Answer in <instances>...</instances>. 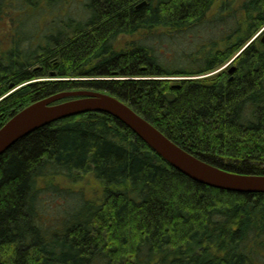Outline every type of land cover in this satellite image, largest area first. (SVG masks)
Wrapping results in <instances>:
<instances>
[{
    "label": "trees",
    "instance_id": "obj_1",
    "mask_svg": "<svg viewBox=\"0 0 264 264\" xmlns=\"http://www.w3.org/2000/svg\"><path fill=\"white\" fill-rule=\"evenodd\" d=\"M20 8L42 19L33 31L11 17ZM7 22L0 128L38 100L99 91L197 158L264 176V0H0ZM166 42L198 51L171 69ZM88 174L101 197L59 235L41 200ZM261 247L264 194L195 182L108 114L54 122L0 157V264H261Z\"/></svg>",
    "mask_w": 264,
    "mask_h": 264
},
{
    "label": "water",
    "instance_id": "obj_2",
    "mask_svg": "<svg viewBox=\"0 0 264 264\" xmlns=\"http://www.w3.org/2000/svg\"><path fill=\"white\" fill-rule=\"evenodd\" d=\"M146 4L143 2L138 8ZM234 70L233 66L229 72L233 73ZM13 89L14 85H11L10 90ZM89 113L108 114L116 118L162 159L197 183L228 192L264 194V176L233 173L197 158L170 140L128 104L99 91L58 93L21 110L0 128V157L17 142L42 127Z\"/></svg>",
    "mask_w": 264,
    "mask_h": 264
},
{
    "label": "rangeland",
    "instance_id": "obj_3",
    "mask_svg": "<svg viewBox=\"0 0 264 264\" xmlns=\"http://www.w3.org/2000/svg\"><path fill=\"white\" fill-rule=\"evenodd\" d=\"M77 7V6H76ZM29 12V11H27ZM50 12V11H49ZM23 10L20 8L19 10L16 9L14 11H11V17L14 19L15 23L20 26L22 24H25L27 22V25H29L28 28L32 30V26H35L39 23L40 19L38 16V13H33L32 11L29 13L31 14V18L29 17V20H27L24 16ZM47 14V12H46ZM49 14V13H48ZM12 27L10 26V23H2L0 24V40L4 41V46L7 48L8 46V40H9V32ZM190 40H193V36L188 37ZM184 43L189 45L188 40ZM179 46H175L171 42H166L162 45H158V52L164 56L163 62L165 65H168L171 69H176L181 67L182 65L179 63V57L182 56V60H189L191 59V56H193V53H195L197 48H188L185 47V52L182 50V54H179V51L177 50ZM196 49V50H195ZM225 65L222 69H224ZM220 69V70H222ZM212 74H208L205 76H209ZM204 76H199L196 78H203ZM168 79L173 80H181L185 78L181 77H172ZM41 80H52V78H45L40 79ZM87 80V79H86ZM18 88H14L11 90V92H14ZM64 187L62 188V191H58L57 193H51L45 195L41 200V206L40 210L42 215L44 216L46 222L49 219L47 223H49L50 227L58 233L59 235L65 234L66 227L63 224L62 219L64 218V215L67 213H71L74 211H78L80 209V204L84 202L85 198L88 201L94 200L93 198H99L102 194V187L97 182L93 174H88L84 176L81 181L77 183H70V182H64L62 184ZM261 264H264V248L261 247L258 249V253L254 256Z\"/></svg>",
    "mask_w": 264,
    "mask_h": 264
},
{
    "label": "bare ground",
    "instance_id": "obj_4",
    "mask_svg": "<svg viewBox=\"0 0 264 264\" xmlns=\"http://www.w3.org/2000/svg\"><path fill=\"white\" fill-rule=\"evenodd\" d=\"M10 88V87H9ZM15 88V87H14Z\"/></svg>",
    "mask_w": 264,
    "mask_h": 264
}]
</instances>
